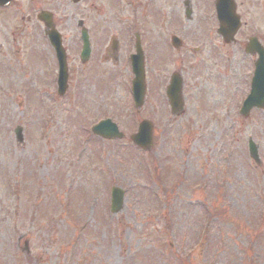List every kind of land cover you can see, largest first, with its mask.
Returning a JSON list of instances; mask_svg holds the SVG:
<instances>
[{
    "label": "rangeland",
    "instance_id": "1",
    "mask_svg": "<svg viewBox=\"0 0 264 264\" xmlns=\"http://www.w3.org/2000/svg\"><path fill=\"white\" fill-rule=\"evenodd\" d=\"M255 2L242 4L251 12ZM139 3L164 10L145 28L154 36L143 48L147 90L139 109L123 36L116 63L102 68L100 54L93 60L97 82L82 79L76 102L53 99L56 67L35 17L40 9L53 14L70 53L82 19L93 59L121 33L123 17L138 14L137 3L131 10L118 0H13L0 10V264H264V109L239 113L245 77L232 70L229 45L212 34L204 10L200 17L205 0L179 31L177 49L159 39L157 18L180 27L181 3ZM173 71L184 82L176 115L165 95ZM98 117H109L124 137L94 135ZM142 119L153 123L147 151L129 138ZM249 137L259 164L248 154ZM112 185L124 191L114 214Z\"/></svg>",
    "mask_w": 264,
    "mask_h": 264
},
{
    "label": "flooded vegetation",
    "instance_id": "2",
    "mask_svg": "<svg viewBox=\"0 0 264 264\" xmlns=\"http://www.w3.org/2000/svg\"><path fill=\"white\" fill-rule=\"evenodd\" d=\"M120 5H128V7L131 10L135 9V3H137L136 11H138V14L123 17L120 24L121 27V33H118V39H123L127 34L130 33V30H133V35L142 34L145 40V43L142 41L140 43V46L143 50L144 47H151V43L148 42V38H150L151 33L149 30H146V26L148 25V22L150 20L148 17L152 18L155 15H158L160 13V10L157 12L155 11V4H153L150 7L147 6H141L139 3V0H118ZM170 3H177L180 2L182 6V19L179 20L181 26L180 27H174L169 22L168 24H164V27L161 28L163 31L159 32V39L164 40V45H166L165 40H167L168 37L172 35V33L180 34V30L182 29V26L185 25L186 21L192 20L194 18V12L197 7L195 3H199L201 1L203 3L204 0H169ZM208 4V9H202L201 12L206 13L208 17L209 22H211L212 26L210 30L214 31L215 35L219 36L221 39V36L218 34L217 29L220 22V15L221 11H217L215 8V3L219 0H205ZM249 0H226V2L230 3L233 7L232 13H233V21H238V27L235 30L234 34L232 35L230 42L225 43L222 41V44L229 45V50L227 51V59L229 60V64L234 71H241L244 74L245 77V84L248 88H250L252 76L254 74V70L256 68V64L259 60L264 63V0H256L260 1L255 2L257 8L251 9L250 12V5L249 4H242V2H248ZM160 2V0H159ZM130 10V11H131ZM141 11V12H140ZM219 15V16H218ZM142 25L143 32L139 31V26ZM124 30V32H123ZM77 37H79V42L74 43L76 48V52L74 54V51L71 47L72 53L69 52V48H66V62H67V85L70 88V98H69V91H68V98L69 102L77 101L78 93H75L78 91L76 86L83 80H95V83L97 82L95 74L96 70L91 68V63L93 60L100 54V60L102 68L104 67L103 63L107 62L106 55L103 53L105 51V48L101 49L99 53H96L94 58L92 59V51L90 53L89 58L86 60H83L80 56V49H81V39L80 35L81 32L78 31V33H75ZM142 35H140V39H142ZM123 36V37H122ZM63 37V36H62ZM147 39V40H146ZM64 42V37H63ZM49 47V44H47ZM65 45V44H64ZM135 46V45H134ZM133 46V47H134ZM49 51L48 54L52 55V60L54 63V66L56 67L55 76L52 77V82L56 83L57 78V71H58V62L55 57V53L51 48H47ZM93 50V48H92ZM143 53L145 55L147 54L144 50ZM151 55V54H148ZM145 60V66H146V58L144 56ZM71 62H74L71 64ZM90 64V65H89ZM89 65V67H88ZM88 67V68H87ZM147 68V67H146ZM150 68V67H149ZM107 73V71L105 72ZM106 77V75H105ZM82 83V82H81ZM79 86V85H78ZM67 87V88H68ZM72 98V99H71Z\"/></svg>",
    "mask_w": 264,
    "mask_h": 264
},
{
    "label": "water",
    "instance_id": "3",
    "mask_svg": "<svg viewBox=\"0 0 264 264\" xmlns=\"http://www.w3.org/2000/svg\"><path fill=\"white\" fill-rule=\"evenodd\" d=\"M77 1V0H74ZM9 0H0V4L5 5L8 4ZM39 18L42 19L45 22V25L49 27L50 29L48 30L50 40L53 44V46L58 50V54H62V48L60 45V37L55 28H53V25L51 23V15L47 13L46 11H42L39 13ZM81 24V21H80ZM82 37L84 39L85 43V50L86 58L88 56L89 48H88V42H87V37L85 35L86 29H82ZM175 40V39H173ZM111 49L114 52L115 50V44L114 41L111 43ZM114 56V54H113ZM115 57V56H114ZM138 57L135 56V59ZM141 60V57L139 56V62ZM133 72L135 74V77L132 82V87H133V94L134 98L136 100L137 105H140L143 101V95H144V82H143V69H142V64L138 63H133ZM173 81L169 86L167 87V94L169 96V100L171 102V105L173 107L174 112H178L181 109V98H180V86H179V77L176 74L172 75ZM262 106L264 103H256L255 99L253 97H249V99L245 102L244 106L241 109V112L243 114H247L249 109L253 106ZM95 132L108 137V138H114V137H121L122 134L117 131V127L115 124L111 123L109 120H105L101 122L98 125L94 126ZM15 134L17 137V140L19 142H22L23 136H22V128L20 126H17L15 128ZM152 124L148 121H142L139 124L138 131L131 135V138L133 142L140 146L143 149H149L151 144H152ZM250 145H249V150L252 156L257 159V152L255 145L253 142L250 140ZM123 203V191L119 188H113L112 193H111V204H110V211L115 213L118 212Z\"/></svg>",
    "mask_w": 264,
    "mask_h": 264
}]
</instances>
